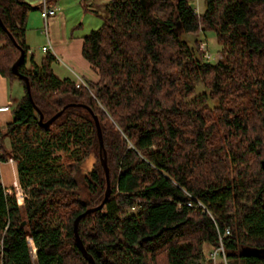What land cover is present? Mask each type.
I'll list each match as a JSON object with an SVG mask.
<instances>
[{"label": "trees", "instance_id": "16d2710c", "mask_svg": "<svg viewBox=\"0 0 264 264\" xmlns=\"http://www.w3.org/2000/svg\"><path fill=\"white\" fill-rule=\"evenodd\" d=\"M193 1L107 0L82 45L99 80L77 85L54 72L51 52L27 66L37 6L0 0V72L25 92L0 128V162L13 159L29 189L19 205L0 173V264H91L74 221L101 203L106 178L79 104L99 118L110 170L104 206L78 221L95 264H211L227 227L229 264H264V0H205L202 13ZM207 30L224 42L214 63L183 38ZM21 50L32 101L11 70ZM69 103L39 124L34 105L47 120Z\"/></svg>", "mask_w": 264, "mask_h": 264}, {"label": "crops", "instance_id": "0c3cea01", "mask_svg": "<svg viewBox=\"0 0 264 264\" xmlns=\"http://www.w3.org/2000/svg\"><path fill=\"white\" fill-rule=\"evenodd\" d=\"M48 3L50 6H59L58 3ZM36 4L37 8L35 9H40L39 2ZM66 12L67 9L58 7V13L49 19L48 36L52 46L49 52L55 57L52 63L53 70L59 77L69 78L75 82H80L81 80L85 83L97 82L99 80L98 72L82 54L83 37L90 31L88 33H81L78 30L73 31V28H77L79 25L74 24L73 26L69 24V21H67L68 14ZM71 26L73 27L71 28ZM42 34L45 38L41 46L42 54L37 55L31 52L26 32V44L29 47L27 52V66H29L30 59L40 64L42 58L48 53L42 50L44 46L48 45L46 34L44 32ZM24 93L23 85L19 79H9L0 72V128H4L13 120V108ZM2 163L3 168L1 167ZM0 173L1 182L7 191L17 188L19 181L16 162L10 159L5 162H0Z\"/></svg>", "mask_w": 264, "mask_h": 264}, {"label": "rangeland", "instance_id": "374dc122", "mask_svg": "<svg viewBox=\"0 0 264 264\" xmlns=\"http://www.w3.org/2000/svg\"><path fill=\"white\" fill-rule=\"evenodd\" d=\"M33 6H36L40 1L38 0H26ZM51 3H58V7L67 9L66 14H68L67 21L69 24L73 25L77 24L79 27L73 28L74 30H78L81 33H88L92 29H96L100 27L103 22V17L108 13V7L106 5L107 0H48ZM198 13H202L205 9V0H195L192 2ZM67 7V8H66ZM94 8V10L92 8ZM29 17L27 18L26 24V32L28 35V45L31 47V52L36 53L37 55H41V46L45 41L44 35L42 34L43 29V19L41 16L40 9H31L28 12ZM71 26V28L73 27ZM183 38H185L192 48L195 47L194 41L198 43V49L200 51L199 43L201 40L206 41L208 52L210 54L209 61L214 63L218 59L223 57L222 48L224 47V42L217 38L215 31L207 30V31H199L197 33H184ZM29 67V66H28ZM204 90L201 85H198L197 92ZM98 154L100 156V148L99 142L97 144ZM95 157L92 156L85 164V169L90 168L93 161H95ZM13 160V159H12ZM14 161V160H13ZM15 162V161H14ZM3 168V163L1 164ZM17 188L22 190L24 198L29 194V189L23 188L21 183L18 182ZM16 189H12L10 194H14L16 201ZM24 198L20 200V204L24 203ZM131 211H136V208L131 209ZM207 250V255L209 248Z\"/></svg>", "mask_w": 264, "mask_h": 264}, {"label": "water", "instance_id": "95a60500", "mask_svg": "<svg viewBox=\"0 0 264 264\" xmlns=\"http://www.w3.org/2000/svg\"><path fill=\"white\" fill-rule=\"evenodd\" d=\"M0 23L1 25L5 28V26L3 25L1 19H0ZM25 58V54L24 51L21 50V53L19 55V57L17 58V60L12 64L11 66V70L12 73L15 74L16 76H18L19 78H21L25 85H26V89H27V93L29 98L32 101V96H31V86H30V80L29 77L23 73L20 72L19 70V66L23 63V60ZM70 105H74V103H69L66 104L65 106H63V108L61 110H59L58 112H56L54 115H52L49 119L45 120L44 119V115L43 113L39 110V108H37L36 105H34L36 111L39 113V124L43 127L50 125L58 116H60L62 114V112L64 111V109ZM79 105H83L85 107H87L91 114H93L94 120H95V124H96V130H97V136H98V142H99V148H100V160H101V164L105 173V178H106V190L104 193V198L101 201L100 204H98L97 206H92V207H88L86 210H84L81 214H79L75 221H74V234H75V241L77 243L78 248L81 250V252L83 253V255L90 261L91 264H95L94 258L87 252V250L85 249V246L79 236L78 233V221L79 219L92 211H96L97 209H100L104 206L106 200L108 199L110 192H111V185H110V170H109V166H108V161H107V155H106V150L104 148V141H103V136H102V130H101V125L99 122V118L97 115H95L93 113V111L91 110V108H89L88 106L84 105V104H79Z\"/></svg>", "mask_w": 264, "mask_h": 264}, {"label": "built area", "instance_id": "2783aa9c", "mask_svg": "<svg viewBox=\"0 0 264 264\" xmlns=\"http://www.w3.org/2000/svg\"><path fill=\"white\" fill-rule=\"evenodd\" d=\"M40 1V10H41V16L43 19V32L46 34V37L48 39V45L44 46L42 48L43 52L47 53L52 49L49 36H48V24H49V19L51 16H54L58 13V7L56 6H50L48 3V0H39ZM200 51L205 55L206 58H210V54L208 52L207 48V43L204 40H201L199 43ZM77 85L79 84H84L86 83L81 80L80 82H76ZM12 160V159H10ZM7 193H11L10 191H7ZM16 197L17 201L20 204V200L24 198L22 190H19L17 188L16 190ZM188 205H192L191 203H188ZM197 206L206 209V206L201 202L198 201ZM230 234V228H225L223 232L218 233V243L216 246H214L210 251H209V259L211 261V264H229V258L227 255V250L225 247L224 243V237ZM28 242L32 247L33 254L35 256V245L33 242V239L31 237H28Z\"/></svg>", "mask_w": 264, "mask_h": 264}]
</instances>
